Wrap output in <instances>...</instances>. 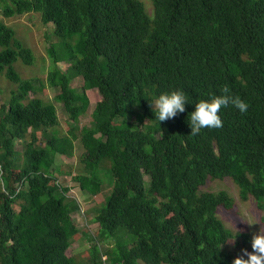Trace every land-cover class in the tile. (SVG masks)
<instances>
[{
    "label": "trees",
    "instance_id": "1",
    "mask_svg": "<svg viewBox=\"0 0 264 264\" xmlns=\"http://www.w3.org/2000/svg\"><path fill=\"white\" fill-rule=\"evenodd\" d=\"M152 3L150 15L142 0H0L6 17L38 11L54 24L60 44L48 47V82L73 120L60 133L56 105L30 97L34 81L15 63L33 64L34 52L0 21V74L18 85L0 105V264H77L67 251L80 231L73 218L80 204L59 178L73 175L72 167L57 162L74 155L76 141L83 170L72 177L82 192L104 189L110 163L112 190L93 217V264L101 242H112L110 253L122 264H231L239 252L226 244L236 232L218 211L233 209L235 200L206 190L211 180L233 179L241 198L253 197L264 211V0ZM76 76L82 90L72 86ZM224 86L247 111L222 106L223 125L196 134L188 122L192 103L164 121L149 103L174 88L191 102L222 94ZM88 89L101 99L91 123L80 127ZM135 106L137 121L129 122ZM17 140L25 142L22 161ZM161 209L180 222L179 242ZM238 233L247 244L248 233Z\"/></svg>",
    "mask_w": 264,
    "mask_h": 264
},
{
    "label": "rangeland",
    "instance_id": "2",
    "mask_svg": "<svg viewBox=\"0 0 264 264\" xmlns=\"http://www.w3.org/2000/svg\"><path fill=\"white\" fill-rule=\"evenodd\" d=\"M145 4L146 10L150 15L153 14L152 0H142ZM0 21L11 26L16 31V37L20 39L25 46L30 47L35 55L33 64L28 65L23 61L18 60L15 63V69L25 79H32L36 86L35 92L30 94V97H40L45 102H53L58 111L59 125L57 129L60 133H68L72 126V121L65 111L63 104L55 100V93L57 89L51 87L48 82V75L51 69L52 61L48 53V47L51 43L60 44V39L53 33L54 24H45L42 21L41 13L38 11H32L24 14H17L12 17H6L0 10ZM58 65L62 69H67L69 63L67 61H60ZM84 85L83 77L76 76L72 80V86L78 90H82ZM18 87L17 83L7 78L5 73L0 74V105L7 103L12 91ZM90 99V105L85 113H83L79 119V126H86L91 123L92 112L95 104L101 99V95L97 89L86 90ZM138 107H134L131 116L128 118L129 122L137 121ZM52 129H48L51 132ZM42 132H39L41 135ZM24 143L21 140L16 141V149L20 151L21 161L24 150ZM83 148L81 144L76 141L75 152L71 157L58 156L57 162L63 167V169H69L72 167V174L81 173L83 170V164L81 163V156ZM110 163L106 162L104 170L106 172L104 189L97 195H91L84 193L80 188L75 185L73 175H60L61 182L70 187L68 194L75 198L80 204V210L73 213V218L77 223L80 231L76 235L71 247L67 251L68 255L73 257L77 264H93L91 248L97 243L99 225L93 220L98 208L105 202L106 197L112 190L108 169ZM148 180L149 177L146 176ZM210 191H227L235 200L233 209H226L220 207L218 214L224 221L227 227L231 228L234 232H247L249 235V241L247 244L243 241V238L237 237L235 241H229L226 244V248L239 252L242 247L250 248V238L253 230L264 228V211H261L257 206V202L253 197L246 200L240 196V188L231 178L211 180L205 187ZM19 209V205L14 206ZM163 217L170 219V226L175 232L177 241L179 242L183 238V228L180 222L175 219L173 214H165L161 209ZM256 222V223H255ZM101 248L99 264H122L118 257L110 253L112 249V242H101L99 244ZM111 254V255H110Z\"/></svg>",
    "mask_w": 264,
    "mask_h": 264
},
{
    "label": "clouds",
    "instance_id": "3",
    "mask_svg": "<svg viewBox=\"0 0 264 264\" xmlns=\"http://www.w3.org/2000/svg\"><path fill=\"white\" fill-rule=\"evenodd\" d=\"M221 93H210L208 98H199L190 102L182 88H174L160 92L155 97L150 98L149 103L159 121L175 117L178 113L185 111L187 103H192L194 108L188 122L191 133L196 134L202 128L221 127L223 125L220 115L222 106L231 104L241 112L247 111L248 103L239 95L233 94L228 86H224ZM238 234L236 232L228 240L235 241ZM231 264H264V228L252 231L250 248L242 247L232 259Z\"/></svg>",
    "mask_w": 264,
    "mask_h": 264
}]
</instances>
